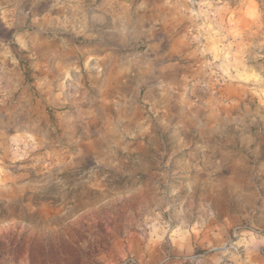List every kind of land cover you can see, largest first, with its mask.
<instances>
[{
	"label": "rangeland",
	"instance_id": "rangeland-1",
	"mask_svg": "<svg viewBox=\"0 0 264 264\" xmlns=\"http://www.w3.org/2000/svg\"><path fill=\"white\" fill-rule=\"evenodd\" d=\"M0 264H264V0H0Z\"/></svg>",
	"mask_w": 264,
	"mask_h": 264
}]
</instances>
